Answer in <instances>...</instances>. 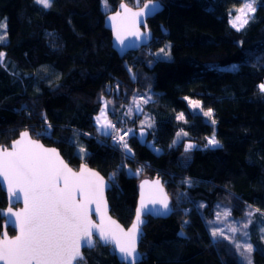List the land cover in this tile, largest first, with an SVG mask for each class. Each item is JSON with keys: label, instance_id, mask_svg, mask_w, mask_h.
<instances>
[{"label": "trees", "instance_id": "obj_1", "mask_svg": "<svg viewBox=\"0 0 264 264\" xmlns=\"http://www.w3.org/2000/svg\"><path fill=\"white\" fill-rule=\"evenodd\" d=\"M123 1L136 6V0ZM120 2L52 0L44 8L35 0H0V24L7 25L0 41V145L25 130L55 146L72 168L81 162L95 168L111 182L110 214L125 227L138 181L160 178L171 210L146 216L140 264H239L230 239L209 231L225 208L230 221L261 210L253 211L246 232L252 264H264V92L258 88L264 80V0L241 31L229 22V10L241 0H160L162 9L146 19L150 41L121 57L103 25ZM164 43L171 58H155ZM147 93L142 112L133 108L125 117L133 96ZM101 97L112 101L108 118L117 128L135 130L127 138L134 155L99 138H108L94 124ZM186 97L212 109L216 126L187 113ZM140 121L152 124L142 138ZM178 132L187 135L173 143ZM213 133L219 146L206 142ZM188 139L197 144L186 151ZM147 141L161 148L153 159ZM5 205L0 189V208ZM83 254L77 264H123L98 241Z\"/></svg>", "mask_w": 264, "mask_h": 264}, {"label": "snow or ice", "instance_id": "obj_2", "mask_svg": "<svg viewBox=\"0 0 264 264\" xmlns=\"http://www.w3.org/2000/svg\"><path fill=\"white\" fill-rule=\"evenodd\" d=\"M44 8L51 7L52 0H35ZM141 0H136L139 8ZM258 0H241L240 6H233L229 10L230 24L237 31L244 29L255 18ZM107 6V0H104ZM163 5L160 0L145 3L142 8L134 11L127 3L121 0L120 10L108 17L115 33V39L123 48L126 46L128 37L142 40L150 36L146 17L156 14ZM143 24L144 31H141ZM0 28H7L6 23L0 24ZM6 36L0 35V41ZM242 43V42H241ZM166 46L161 48L157 55L163 54L170 58V52ZM4 53L0 52V63L3 62ZM233 68H238L234 65ZM131 69L129 72L131 73ZM264 92V83L258 85ZM119 85H117V90ZM151 97L134 95L131 105L123 113L125 117L133 115V108L137 113L142 112V105L147 104ZM187 99V98H186ZM102 107L96 116V124L105 135H110L117 146L122 148L128 155H134L126 137L135 136L133 128H117L116 124L108 118L109 108L112 101L101 97ZM193 108H200V102L190 100ZM123 107V106H121ZM207 117H212V109L204 112ZM183 120V113L177 116ZM212 123L216 121L213 119ZM49 129L51 125L47 126ZM145 127H152L151 123L140 121L139 136H145ZM177 137L187 135L186 132H178ZM176 143V141H173ZM220 142L213 133L208 139V145L219 146ZM192 144H187L185 150H190ZM86 150L81 147L80 152ZM115 173L112 174L114 180ZM0 177L6 182L7 191L16 199H23L24 207L19 211L7 209L10 217L14 218L11 223L18 228V235L9 238L7 231L0 236V262L2 264H73L78 258L83 259L81 254L82 245L91 247L94 245L93 237L98 235L99 240L113 244L123 264H140L141 257L137 252V240L141 233V225L144 223L142 214L155 211V206L160 205L161 211L169 210V200L159 180L146 190L145 181L141 184L140 206L136 210V218L132 226L125 231L119 224L107 216V202L104 196L106 188L105 180L98 172L81 165L78 172L73 171L60 157L54 148H45L37 140L30 138L29 132L20 133V138L13 141L11 150L0 148ZM95 205V213L99 216V223L91 219ZM149 205L153 208L149 209ZM202 206V205H201ZM251 207V206H249ZM260 212V209H254ZM253 211L246 213L251 217ZM231 213L225 211V218ZM2 215V213H0ZM264 215V213H261ZM220 214H217L219 218ZM187 223V222H185ZM251 220L242 225L248 228ZM240 228L230 227L233 234ZM264 233V228H261ZM212 236H225L223 230L214 229ZM247 236V232L243 233ZM229 237L225 236V239ZM264 239V236L261 237ZM237 250L241 248L247 264H252L251 253L254 251L252 243L241 245L236 243Z\"/></svg>", "mask_w": 264, "mask_h": 264}, {"label": "water", "instance_id": "obj_3", "mask_svg": "<svg viewBox=\"0 0 264 264\" xmlns=\"http://www.w3.org/2000/svg\"><path fill=\"white\" fill-rule=\"evenodd\" d=\"M124 3H126L125 1H123ZM150 2H155V0H145L141 5H139V8H142L143 7V4L145 3H150ZM121 3V2H120ZM120 3L117 5L116 9L110 13H107L105 15V17L103 18V25L106 29H108L110 31V42H111V47L115 50V52L117 53L118 56H123L125 53L129 52V51H136L137 49H139L140 47L146 45L150 39H151V34L150 36L148 37H145L144 39L142 40H136L134 37H128V39L126 40V46L125 47H121L118 42L116 41L115 39V33L111 27V22L109 21L108 17L111 16V15H114L116 11H119L120 8H119V5ZM129 7H132L134 11H137L139 10V8L137 6H131L128 4ZM162 9V8H161ZM160 9V10H161ZM159 10V11H160ZM155 14L153 15H149L147 16L145 19L147 18H150L152 16H154ZM141 31L143 32L144 31V27H143V24H141ZM25 130H22L18 133V135L12 139L8 145H0V148H7L9 151L11 150V144L13 141L17 140L20 138V133L21 132H24ZM30 135V134H29ZM30 138L33 139V140H37L40 144H42L45 148H54L56 149V151L59 153L60 157L64 160V162L73 170V171H76L78 172L80 170V167L81 165H87L85 162H81L79 163L78 167L77 168H72L66 161L65 159L62 157V155L60 154L59 150L55 147V146H52V145H46L44 144L40 139H37L35 137H32L30 135ZM88 168L92 169L93 171L95 172H98L95 168H92L90 167L89 165H87ZM100 174V176H102L105 180V184H106V188H105V191H104V196H105V199H106V202H107V216L110 217L112 220H114L117 224H119L125 231H127L133 224V222L135 221V218H136V210L137 208L140 206V192H141V184H143L145 181H147L148 183L145 185V189L147 190L152 184L154 181L156 180H159L160 181V184L162 185L163 189H164V192L167 194L162 182H161V179L158 178V177H152V178H142L138 181L137 183V198H136V204H135V208H134V214H133V217H132V220L131 222L129 223V225H127L126 227L123 226L115 217H113L111 214H110V206H109V203L107 201V198H106V192L107 190L110 189L111 187V182L105 177L103 176L100 172H98ZM0 189L5 193L6 195V205L4 207H1L0 208V213H2L1 217L3 218L2 220V229H1V232H0V236L3 235V233L6 230V227H10L12 230H13V233L10 234L7 232V235L9 236V238H13L15 237L16 235H18V228L14 227L11 223V220L14 219L12 217L9 216V214L7 213V209L9 207H11L13 209V211H19L21 210L23 207H24V203H23V199L20 198V199H16L15 197H12V195L7 191V185H6V182L3 181V178L0 177ZM168 196V194H167ZM168 200H169V196H168ZM149 209H152L153 206L152 205H149L148 206ZM91 208L93 209L92 211V214H91V219L95 222V223H99V216L95 213V205H91ZM170 210H171V207H170V200H169V210L167 212H164V211H161L160 209V205H156L155 206V211H152V212H149V213H146V214H142V220L144 221V223L141 225V233L138 237V240H137V252L140 254V257H141V253L138 249V244H139V241H140V238H141V235L143 233V229H142V226L145 224L146 222V216H150V217H165L167 216L169 213H170ZM93 240H94V243L95 241H98L102 246H110L113 250V254L114 256L116 257V259L120 262L121 259L119 258L118 256V253L117 251L115 250V247L113 244H110V243H105L101 240H99V237L98 235H94L93 237ZM94 246V245H93ZM93 246L91 247H88V246H84L82 245L81 247V254H82V257L84 259V254H83V249L84 248H87V249H90L92 248ZM78 260H81V259H77L76 261L73 262V264H77V261ZM123 263V262H122ZM0 264H2V262H0Z\"/></svg>", "mask_w": 264, "mask_h": 264}, {"label": "rangeland", "instance_id": "obj_4", "mask_svg": "<svg viewBox=\"0 0 264 264\" xmlns=\"http://www.w3.org/2000/svg\"><path fill=\"white\" fill-rule=\"evenodd\" d=\"M140 3H141V2H140ZM142 3H143V2H142ZM142 3H141V4H142ZM141 4H140V5H141ZM135 5H136V1H135ZM230 19H231V17H230ZM1 34H2V32H1V28H0V35H1ZM166 46H168V44L164 43L159 49H157L156 51L153 52L155 58H165V59H168V58H169V57H165L163 54H160L159 56L157 55V53H159V50H160L161 48H165ZM166 50L169 51L168 48H167ZM169 52H170V51H169ZM170 58H171V53H170ZM261 83H264V80H263L262 82H260L259 84H261ZM140 96H143V97H145V98H147V97H151L150 93H147V94H144V95L141 94ZM186 98H187V104H186L185 109L187 110V113H189V114H192V113H198V114L202 115V117H203L206 121L210 122L213 126H216V123H215V124L212 123V120H213V119L215 120V118H214L213 115H212L211 118H210V117H207V116L204 115V112H206V111H207L208 109H210V108H203L202 106H201L200 108H193V107L189 104V101H190V100H197V99L189 98V97H186ZM197 101H198V100H197ZM200 105H201V104H200ZM101 107H102V104H101V106L99 107L98 112H97V113L95 114V116H94V124H95V127H96L97 131H98L99 133H101V134H104V132H102V131L99 129V126L96 124V119H95L96 116L99 114V111H100V108H101ZM212 113H213V110H212ZM179 114H180V113H179ZM184 117H185V116H184ZM215 121H216V120H215ZM112 122H113V121H112ZM181 136H182V135H181ZM181 136H180V137H177V135H175L173 141L178 142V141L181 139ZM210 137H212V135L206 136V142H207V144H208V139H209ZM189 143L192 144L193 146L197 144V142H196L195 140H191V139H188V140L186 141V145L189 144ZM186 145H185V146H186ZM144 148L147 150V152H148V154L150 155V158H151V159L157 157V156L161 153V148L158 147V146H156V145H154L151 141H147V142L145 143V145H144ZM221 210H222V208H221ZM225 211H229L228 208H225V209H223L222 211H219V212H218V213L220 214V216H219V218L217 217V215L215 216V219H213V221H214V225H213L212 227L209 226V231L212 233V231H213L214 229H221V230H223L225 236L229 237L231 243H232L234 246H235L236 243H240L241 245H243V244H245V243H250V241H249V237H248V234H247V236H245V235L243 234V233L246 232L247 228L244 229V228L242 227V225H243L244 223H246L247 221H249L251 217H249V216H247V215L245 214L244 217H242V218H236L235 220L230 221L229 216H227V217L225 218V216L223 215V213H224ZM248 212H249V211L247 210L246 213H248ZM230 227H237V228H240L241 230L238 231V232H236L235 234H233V233H231V232L229 231V228H230ZM235 249H236V247H235ZM242 251H243L242 248H241L240 250H237V249H236V252H237V254H238V263H239V264H247V261L245 260L244 256L241 255V252H242ZM251 259H252V253H251Z\"/></svg>", "mask_w": 264, "mask_h": 264}, {"label": "built area", "instance_id": "obj_5", "mask_svg": "<svg viewBox=\"0 0 264 264\" xmlns=\"http://www.w3.org/2000/svg\"><path fill=\"white\" fill-rule=\"evenodd\" d=\"M114 123V122H113ZM103 142H107V140H110V142H114L112 139H111V136L110 135H108V138H105V137H99ZM128 137H126V139H127ZM114 144H115V142H114ZM115 146L118 148V150L121 152V153H125V151L122 149V148H120L119 146H117L116 144H115Z\"/></svg>", "mask_w": 264, "mask_h": 264}]
</instances>
